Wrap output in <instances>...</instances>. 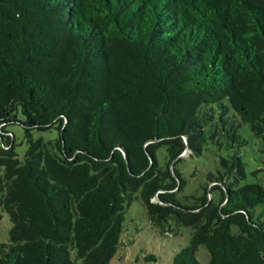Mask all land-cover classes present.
I'll use <instances>...</instances> for the list:
<instances>
[{
  "label": "trees",
  "instance_id": "16d2710c",
  "mask_svg": "<svg viewBox=\"0 0 264 264\" xmlns=\"http://www.w3.org/2000/svg\"><path fill=\"white\" fill-rule=\"evenodd\" d=\"M263 116L264 0H0V264H109L137 194L159 232L192 230L171 264L201 246L264 264L241 134ZM207 148L226 154L182 196L180 166Z\"/></svg>",
  "mask_w": 264,
  "mask_h": 264
},
{
  "label": "rangeland",
  "instance_id": "374dc122",
  "mask_svg": "<svg viewBox=\"0 0 264 264\" xmlns=\"http://www.w3.org/2000/svg\"><path fill=\"white\" fill-rule=\"evenodd\" d=\"M21 119V118H20ZM256 134L245 126L241 134L247 145L243 153V161L248 173L247 182L259 183L264 187V116L254 124ZM7 132L14 138L15 152L20 161H23L28 143L19 124L7 127ZM42 137L52 140L57 137L55 130L45 133H34L33 139ZM2 147L0 141V148ZM224 150L207 148L198 158H189L180 169L186 180L182 196H200L202 187L207 182V176L214 173L219 156H224ZM187 156V155H186ZM185 157V156H184ZM127 208L122 225V237L118 251L109 264H171L174 254L186 247L190 241L192 230L186 227L177 229L176 234L161 233L153 228L149 222L146 210L139 194ZM157 200V198H155ZM253 221H264V206H256L250 212ZM172 230L174 222H170ZM11 223L6 214L0 218V244L7 243ZM233 231H236L233 228ZM154 256L155 260L151 257ZM197 257L200 264H208V253L204 247H199Z\"/></svg>",
  "mask_w": 264,
  "mask_h": 264
},
{
  "label": "water",
  "instance_id": "95a60500",
  "mask_svg": "<svg viewBox=\"0 0 264 264\" xmlns=\"http://www.w3.org/2000/svg\"><path fill=\"white\" fill-rule=\"evenodd\" d=\"M185 142H186V140H185ZM156 201H158V200H156Z\"/></svg>",
  "mask_w": 264,
  "mask_h": 264
}]
</instances>
